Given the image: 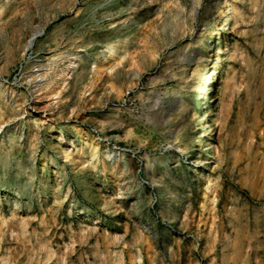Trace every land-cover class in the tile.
<instances>
[{
  "label": "rangeland",
  "instance_id": "obj_1",
  "mask_svg": "<svg viewBox=\"0 0 264 264\" xmlns=\"http://www.w3.org/2000/svg\"><path fill=\"white\" fill-rule=\"evenodd\" d=\"M0 264H264V0H0Z\"/></svg>",
  "mask_w": 264,
  "mask_h": 264
},
{
  "label": "bare ground",
  "instance_id": "obj_2",
  "mask_svg": "<svg viewBox=\"0 0 264 264\" xmlns=\"http://www.w3.org/2000/svg\"><path fill=\"white\" fill-rule=\"evenodd\" d=\"M112 5H109V4H105L104 6H102V8L104 10H107L105 11V15H104V18H108V20H111L113 17L117 16L119 13H121L122 11H119V12H116V13H112L111 12V9H109ZM230 20V16H228L226 19H225V22L228 23V21ZM227 26V25H226ZM226 26H224V28H226ZM43 34V30L42 29H39V31L35 32L34 34L31 35V37L28 39V41L26 42V45L24 46V52H27L30 48L33 47V45L35 44L36 40ZM218 52H221L220 49ZM205 70V69H204ZM204 70L202 72V76L204 75ZM205 86L203 83H201L199 85V87L197 88V90L199 91V94L201 95V98H205L206 97V90H205ZM200 99V98H199ZM198 99V100H199ZM216 109H219V104H217L216 108L213 109V105L210 109V111L204 113L203 115L200 116V123L201 124H204L206 123V119L208 118V116H214L215 115V110ZM213 129H210L209 131H205V135H209L211 136L213 134ZM11 145H15L16 143L15 142H11L10 143ZM204 149V148H203ZM65 153V151H63ZM210 152H211V155L215 156L217 154L220 153V146L219 144L216 142V141H213L212 142V146L210 147ZM208 156V155H207ZM209 158V157H208ZM208 158L206 159V161L208 162Z\"/></svg>",
  "mask_w": 264,
  "mask_h": 264
}]
</instances>
